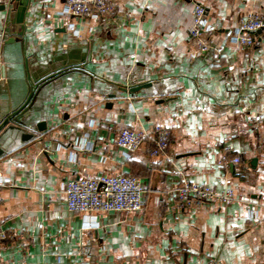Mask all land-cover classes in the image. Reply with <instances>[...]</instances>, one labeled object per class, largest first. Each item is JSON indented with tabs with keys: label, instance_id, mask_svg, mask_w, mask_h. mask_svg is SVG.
<instances>
[{
	"label": "crops",
	"instance_id": "crops-1",
	"mask_svg": "<svg viewBox=\"0 0 264 264\" xmlns=\"http://www.w3.org/2000/svg\"><path fill=\"white\" fill-rule=\"evenodd\" d=\"M110 1L112 14L87 19L30 0L19 35L0 0V124L28 104L23 125L0 131V264H264V31L248 48L232 38L264 0ZM158 124L171 139L155 156ZM124 127L149 133L132 157L116 144ZM104 173L139 177L144 208L70 211L66 181ZM183 180L236 200L181 202Z\"/></svg>",
	"mask_w": 264,
	"mask_h": 264
},
{
	"label": "built area",
	"instance_id": "built-area-1",
	"mask_svg": "<svg viewBox=\"0 0 264 264\" xmlns=\"http://www.w3.org/2000/svg\"><path fill=\"white\" fill-rule=\"evenodd\" d=\"M115 11L110 0H66L64 12L73 18L96 19L106 17ZM264 31V15L249 13L242 17L239 26L232 34L233 40L241 47H251L255 34ZM209 25L206 10L200 3H195L190 39L196 44L199 54L207 52L211 45L208 40ZM152 155L166 152L171 139V130L164 125H156L153 130ZM149 133L135 127L122 128L117 136L116 144L127 157H132L145 143ZM86 147H91L86 144ZM239 162V157L234 158ZM2 179H0V184ZM179 201H187L195 206L206 202H219L230 205L236 200L232 187L217 190L209 185L183 180L173 190ZM67 207L77 213L135 212L144 208L145 187L139 177L130 174H99L94 177H73L64 185ZM10 234L0 226V239ZM207 264H219L215 260Z\"/></svg>",
	"mask_w": 264,
	"mask_h": 264
},
{
	"label": "water",
	"instance_id": "water-1",
	"mask_svg": "<svg viewBox=\"0 0 264 264\" xmlns=\"http://www.w3.org/2000/svg\"><path fill=\"white\" fill-rule=\"evenodd\" d=\"M12 23L14 24L15 34L21 35L24 30V19L27 8L30 4V0H12ZM33 93H31L29 100L32 98ZM28 100V101H29ZM27 103L21 106L19 109L10 113L7 118L0 124V131L11 121H15L19 125H23L24 123V115L27 112ZM20 128L21 126H17ZM40 127V125H39ZM29 136H32L31 134ZM2 153V149H0V154ZM256 160H254L255 162Z\"/></svg>",
	"mask_w": 264,
	"mask_h": 264
}]
</instances>
